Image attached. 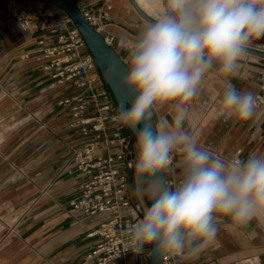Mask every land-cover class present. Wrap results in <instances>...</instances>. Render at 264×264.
<instances>
[{"label": "crops", "instance_id": "0c3cea01", "mask_svg": "<svg viewBox=\"0 0 264 264\" xmlns=\"http://www.w3.org/2000/svg\"><path fill=\"white\" fill-rule=\"evenodd\" d=\"M83 2L95 14L111 7L100 33L115 39L114 48L129 67V48L117 42L131 44L147 21L129 0ZM4 8L5 1H0V13ZM141 9L154 18V10ZM44 37L23 33L13 20L0 31V264H92L87 256L99 239L91 234L110 215L85 216L71 206L84 181L73 153L87 137L70 129L69 114L58 106L73 91L55 85L44 71L38 46ZM221 79L214 72L207 75L200 94L190 102L185 129L226 159L264 153V107L258 106L247 122L218 117ZM229 80L241 91L262 94L264 59L245 54ZM107 88L96 84L98 92ZM161 117L171 121L172 110L165 107L153 118ZM120 128L130 135L122 123ZM165 177L178 182V158ZM127 196L131 208L125 214L142 219L146 205L135 195L134 168L129 171ZM220 221L215 239L196 256L179 255L178 264H264V218L247 225H236L229 217ZM125 264L141 263L131 256Z\"/></svg>", "mask_w": 264, "mask_h": 264}, {"label": "clouds", "instance_id": "9594fccd", "mask_svg": "<svg viewBox=\"0 0 264 264\" xmlns=\"http://www.w3.org/2000/svg\"><path fill=\"white\" fill-rule=\"evenodd\" d=\"M264 38V0H158L129 46L124 84L134 93L119 120L136 136L135 195L148 202L131 226L129 248L165 255H198L215 239L221 217L236 225L264 218V153L224 158L185 129L190 102L210 72L221 77L217 116L247 122L257 98L229 80L249 46ZM171 121L154 120L162 109ZM179 159V180L165 173Z\"/></svg>", "mask_w": 264, "mask_h": 264}, {"label": "built area", "instance_id": "2783aa9c", "mask_svg": "<svg viewBox=\"0 0 264 264\" xmlns=\"http://www.w3.org/2000/svg\"><path fill=\"white\" fill-rule=\"evenodd\" d=\"M75 1L100 33L111 7L95 14L83 0ZM110 1L105 0V4ZM11 20L27 35L40 33L45 36L38 42L40 58L46 62L44 71L55 85L69 86L73 91L61 99L58 106L69 114L70 129L87 139L73 153L75 168L84 181L80 196L71 202V206L85 216L110 215L91 234L99 241L87 261L92 264H125L126 259L133 256L144 264L143 260L148 261L150 245L141 254L129 248V230L140 217L125 214V210L131 208L127 191L129 171L134 168L136 159V142L131 133L129 136L122 134L109 89L97 91V82L101 85L104 82L84 39L70 17L52 5L5 1V8L0 13V31L7 29ZM105 40L114 48V38ZM117 44L125 48L130 46L125 41ZM262 92L256 98L258 106L264 107V86ZM178 257L165 255L163 264H178Z\"/></svg>", "mask_w": 264, "mask_h": 264}, {"label": "water", "instance_id": "95a60500", "mask_svg": "<svg viewBox=\"0 0 264 264\" xmlns=\"http://www.w3.org/2000/svg\"><path fill=\"white\" fill-rule=\"evenodd\" d=\"M0 1H20L31 3H43L57 7L63 13L70 17L76 29L84 39L94 61L98 67L101 78L105 85L108 87L114 100L115 110L120 115V112L127 107H130L134 93L131 89L124 84L126 71L128 66L118 54V52L108 44L105 38L95 29V27L87 20V18L80 11L78 4L75 0H0ZM133 8L145 20H151L136 0H129ZM246 54L256 56L264 59V51L249 47ZM154 119V118H153ZM127 128V127H126ZM133 140L136 142V136L133 131L127 128ZM165 175V174H164ZM166 178V177H165ZM152 245L149 246V252ZM164 256L159 261L163 264ZM147 264H157L155 257L150 256L148 253Z\"/></svg>", "mask_w": 264, "mask_h": 264}, {"label": "bare ground", "instance_id": "6f19581e", "mask_svg": "<svg viewBox=\"0 0 264 264\" xmlns=\"http://www.w3.org/2000/svg\"><path fill=\"white\" fill-rule=\"evenodd\" d=\"M136 1H137V4L140 6V8L142 7L144 10H146L148 12L151 9L154 10L155 12L157 11L158 0H136ZM154 11H152V12H154Z\"/></svg>", "mask_w": 264, "mask_h": 264}, {"label": "rangeland", "instance_id": "374dc122", "mask_svg": "<svg viewBox=\"0 0 264 264\" xmlns=\"http://www.w3.org/2000/svg\"><path fill=\"white\" fill-rule=\"evenodd\" d=\"M263 44H264L263 42L255 41L249 47L264 51V47H259V46H263ZM145 205H146V207L148 206V202L147 201H145ZM146 262H147L146 260H143L144 264H146Z\"/></svg>", "mask_w": 264, "mask_h": 264}, {"label": "trees", "instance_id": "16d2710c", "mask_svg": "<svg viewBox=\"0 0 264 264\" xmlns=\"http://www.w3.org/2000/svg\"><path fill=\"white\" fill-rule=\"evenodd\" d=\"M259 42H263L264 43V38L260 39ZM129 131V130H128ZM130 132V131H129Z\"/></svg>", "mask_w": 264, "mask_h": 264}]
</instances>
